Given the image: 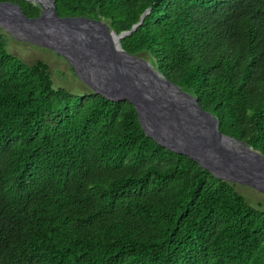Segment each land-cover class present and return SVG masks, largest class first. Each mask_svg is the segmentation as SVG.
Instances as JSON below:
<instances>
[{
  "label": "trees",
  "instance_id": "obj_1",
  "mask_svg": "<svg viewBox=\"0 0 264 264\" xmlns=\"http://www.w3.org/2000/svg\"><path fill=\"white\" fill-rule=\"evenodd\" d=\"M100 20L264 155V0H53ZM20 6L29 18L38 6ZM1 31V30H0ZM0 33V264H264V213L158 145L127 101L54 88Z\"/></svg>",
  "mask_w": 264,
  "mask_h": 264
},
{
  "label": "water",
  "instance_id": "obj_2",
  "mask_svg": "<svg viewBox=\"0 0 264 264\" xmlns=\"http://www.w3.org/2000/svg\"><path fill=\"white\" fill-rule=\"evenodd\" d=\"M41 14L27 17L20 6L0 2V29L18 41L65 58L95 94L133 105L144 133L158 145L193 159L223 182L264 194V155L248 143L221 133L218 119L197 100L123 50L120 42L140 26L115 34L86 17H60L53 0H25Z\"/></svg>",
  "mask_w": 264,
  "mask_h": 264
},
{
  "label": "rangeland",
  "instance_id": "obj_3",
  "mask_svg": "<svg viewBox=\"0 0 264 264\" xmlns=\"http://www.w3.org/2000/svg\"><path fill=\"white\" fill-rule=\"evenodd\" d=\"M0 33L5 36V49L10 54L27 64L42 61L48 66L52 85L55 89L63 88L74 95H80L90 90L77 77L72 66L65 58L49 49L18 41L2 30ZM233 188L249 206L264 213V194L246 186L234 185Z\"/></svg>",
  "mask_w": 264,
  "mask_h": 264
}]
</instances>
